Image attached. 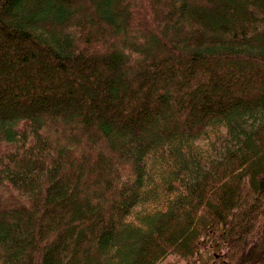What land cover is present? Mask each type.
Returning a JSON list of instances; mask_svg holds the SVG:
<instances>
[{"label": "trees", "instance_id": "16d2710c", "mask_svg": "<svg viewBox=\"0 0 264 264\" xmlns=\"http://www.w3.org/2000/svg\"><path fill=\"white\" fill-rule=\"evenodd\" d=\"M264 264V0H0V264Z\"/></svg>", "mask_w": 264, "mask_h": 264}, {"label": "rangeland", "instance_id": "374dc122", "mask_svg": "<svg viewBox=\"0 0 264 264\" xmlns=\"http://www.w3.org/2000/svg\"><path fill=\"white\" fill-rule=\"evenodd\" d=\"M212 250L201 252L197 259H191L190 261L178 260L174 256H169L159 264H210L212 261Z\"/></svg>", "mask_w": 264, "mask_h": 264}]
</instances>
